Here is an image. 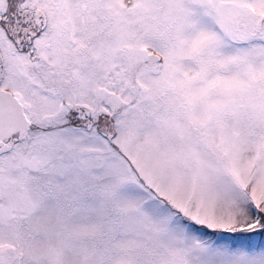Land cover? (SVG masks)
<instances>
[{
	"label": "snow or ice",
	"instance_id": "obj_1",
	"mask_svg": "<svg viewBox=\"0 0 264 264\" xmlns=\"http://www.w3.org/2000/svg\"><path fill=\"white\" fill-rule=\"evenodd\" d=\"M0 264H264V0H0Z\"/></svg>",
	"mask_w": 264,
	"mask_h": 264
}]
</instances>
